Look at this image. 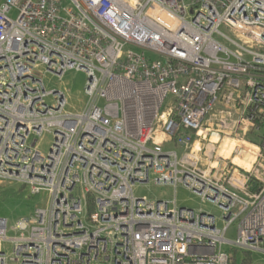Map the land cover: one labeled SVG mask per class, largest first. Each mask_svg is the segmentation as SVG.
<instances>
[{"label": "built area", "instance_id": "obj_1", "mask_svg": "<svg viewBox=\"0 0 264 264\" xmlns=\"http://www.w3.org/2000/svg\"><path fill=\"white\" fill-rule=\"evenodd\" d=\"M70 70L87 75L81 110L44 81ZM209 132L236 139L252 167L222 154L203 163ZM151 181L174 197L136 194ZM5 182L48 196L12 225L0 216V264H230V248L264 252V0H0ZM180 186L224 224L180 205Z\"/></svg>", "mask_w": 264, "mask_h": 264}, {"label": "rangeland", "instance_id": "obj_2", "mask_svg": "<svg viewBox=\"0 0 264 264\" xmlns=\"http://www.w3.org/2000/svg\"><path fill=\"white\" fill-rule=\"evenodd\" d=\"M13 16H16L17 11L13 10L11 12ZM222 30L226 31L224 27ZM87 75L84 71L70 70L63 78L59 79L55 75L47 73L45 75L44 81L47 89L51 88H63L68 97V109L81 110L85 106L86 98L84 96V86L86 84ZM206 132V131H205ZM243 133V132H242ZM240 133L241 135H243ZM245 138L252 137L253 135L244 132ZM227 135H222L221 139L218 140L216 135L212 136L211 132L206 135V139L201 140V148L204 153L203 163L215 160L219 154L229 157V163L233 161L236 162L243 169H249L253 164V157H248L244 155L245 151H234L232 148L236 143H239L236 139L232 137L225 138ZM53 138L51 134H46L40 141V147L43 152L47 153L49 151L50 144ZM200 140V139H199ZM225 141V142H224ZM224 142V143H223ZM245 145L243 141L240 145ZM222 145V146H221ZM221 146V147H220ZM230 154V156H228ZM174 188L167 186H158L153 181L149 183L137 184L135 188L136 194L148 195L151 197H161L166 199H171L174 197ZM47 194L39 193L32 194L27 186H23L18 183H0V216L6 217L9 220V224H14L20 217L29 216L36 206H46L47 205ZM176 196L178 203L182 206H189L193 208H204L217 217V223L222 226L224 223L223 210L217 205L209 200L203 201L200 196L196 193L188 190L184 186L177 188ZM9 236H13L15 233L11 230L8 232ZM230 237L235 236V227H231L229 230ZM4 249L7 254H11L12 246L9 242H4ZM242 255L239 254L237 261L240 263ZM252 264H264V252L263 251H252Z\"/></svg>", "mask_w": 264, "mask_h": 264}, {"label": "trees", "instance_id": "obj_3", "mask_svg": "<svg viewBox=\"0 0 264 264\" xmlns=\"http://www.w3.org/2000/svg\"><path fill=\"white\" fill-rule=\"evenodd\" d=\"M251 140H255L254 137H249ZM251 190H258L260 188V184L254 178L250 181ZM230 264H252V251H244L236 248H230ZM241 254L242 257L240 259V263L237 261L238 255Z\"/></svg>", "mask_w": 264, "mask_h": 264}, {"label": "bare ground", "instance_id": "obj_4", "mask_svg": "<svg viewBox=\"0 0 264 264\" xmlns=\"http://www.w3.org/2000/svg\"><path fill=\"white\" fill-rule=\"evenodd\" d=\"M228 156H230V154H228Z\"/></svg>", "mask_w": 264, "mask_h": 264}]
</instances>
